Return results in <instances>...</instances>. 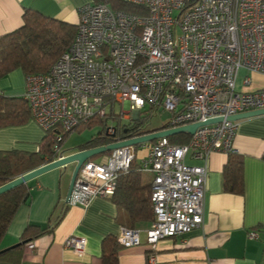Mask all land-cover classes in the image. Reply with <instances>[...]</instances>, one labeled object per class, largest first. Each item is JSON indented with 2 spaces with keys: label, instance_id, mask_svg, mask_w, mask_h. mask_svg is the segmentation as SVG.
<instances>
[{
  "label": "built area",
  "instance_id": "obj_1",
  "mask_svg": "<svg viewBox=\"0 0 264 264\" xmlns=\"http://www.w3.org/2000/svg\"><path fill=\"white\" fill-rule=\"evenodd\" d=\"M121 1L138 12L112 9L103 0L79 7L68 49L46 72L25 75L22 97L31 119L43 131L51 130L54 160L64 156L58 145L63 133L105 116L111 104L121 105L122 119L137 120L149 108L153 116L167 112L166 124L157 129L222 117L198 127L185 144L162 137L111 150L105 161L89 159L80 166L70 206L112 196L118 177L142 152L139 168L152 177L154 220L143 232L120 227L116 242L154 248L159 239L203 224L208 158L216 151L236 152L238 121L227 117L264 109V89L236 88L241 68L264 73V0ZM243 83H250L248 76ZM187 155L203 164L188 165ZM86 244L78 235L64 241L76 252L85 251Z\"/></svg>",
  "mask_w": 264,
  "mask_h": 264
},
{
  "label": "crops",
  "instance_id": "obj_2",
  "mask_svg": "<svg viewBox=\"0 0 264 264\" xmlns=\"http://www.w3.org/2000/svg\"><path fill=\"white\" fill-rule=\"evenodd\" d=\"M92 0H0V36L24 24L26 12L76 25L78 8ZM237 90L264 89V73L240 70ZM248 76L249 84H244ZM25 75L20 69L0 78V93L22 96ZM44 131L32 120L0 128V150L37 151ZM234 158L241 162L243 191L224 190L223 174L230 156L222 151L210 154L204 199L203 224L182 236L159 239L154 248L146 243L120 247L117 264H264V115L238 121L234 138ZM66 151L64 155L78 151ZM108 154L97 158L106 160ZM94 161V160H93ZM188 165L202 161L185 158ZM140 163V161H138ZM73 165L47 171L28 181L30 197L16 211L1 239L0 250L22 241L29 225L47 228L25 245L19 264H102V242L116 237L120 227L143 232L151 220L132 222L128 210L111 197H95L86 206H70L66 195ZM233 168V167H232ZM137 189L148 195L151 175L142 171ZM57 219V222L55 223ZM51 220V221H50ZM54 225V226H53ZM51 227V228H50ZM256 233V237H251ZM72 235L87 239L86 249L76 252L64 246ZM0 264H13L1 260Z\"/></svg>",
  "mask_w": 264,
  "mask_h": 264
},
{
  "label": "trees",
  "instance_id": "obj_3",
  "mask_svg": "<svg viewBox=\"0 0 264 264\" xmlns=\"http://www.w3.org/2000/svg\"><path fill=\"white\" fill-rule=\"evenodd\" d=\"M112 9L138 12V8L121 0H103ZM76 31V25L45 17L38 12H26L24 24L18 29L0 36V78L15 69H20L24 75L46 72L50 66L68 49ZM154 109L143 110L137 120L122 121L116 111V105L111 104L105 116L91 118L79 123L73 130L63 133L58 143L63 149V143L70 133L82 132L86 128L99 126V131L89 140L77 145L78 150L106 145L125 138L137 137L157 128L148 127L153 118ZM31 119L30 109L22 96H7L0 93V128L17 126ZM113 127L112 133L108 132ZM51 130L44 131V136L37 151L0 150V185L31 171L55 159L57 152L53 150L55 142ZM191 135L187 133L169 136L171 143L185 144ZM106 154H109L107 152ZM223 174L224 190L232 193H242L241 162L232 153ZM91 160H93L91 158ZM140 164L135 158L129 170L117 179V187L111 197L117 204L123 205L131 221L154 220L150 201V190L144 196L137 189L141 176ZM233 167V168H232ZM30 197L28 182L0 195V242L5 235L10 222L18 208ZM51 221V220H50ZM57 222V219L55 223ZM54 226V225H53ZM47 228L29 225L26 227L22 241L19 244L0 253V261L7 260L19 264L23 255V247L33 238L47 231ZM51 228V227H50ZM121 246L116 237L106 238L102 242L101 263L117 264V251Z\"/></svg>",
  "mask_w": 264,
  "mask_h": 264
},
{
  "label": "water",
  "instance_id": "obj_4",
  "mask_svg": "<svg viewBox=\"0 0 264 264\" xmlns=\"http://www.w3.org/2000/svg\"><path fill=\"white\" fill-rule=\"evenodd\" d=\"M260 115H264V109H256V110H251V111H247V112H242V113H237L231 116L227 117V120L230 121H240L243 119H247V118H251V117H255V116H260ZM223 119L222 117H218V118H213V119H209L206 122H198V123H192V124H188V125H183V126H179L176 128H162V129H155L153 131H150L146 134L137 136V137H132V138H126L124 140L121 141H117V142H112L106 145H101V146H97V147H93V148H87V149H83V150H78L76 152L70 153L68 155H64L62 158L60 159H56L53 161H50L46 164H43L31 171H28L14 179H12L9 182H6L2 185H0V195L10 191L24 183H27L28 181L36 178L37 176L56 169V168H60V167H67L68 165H73V172H72V176H71V181L68 187V191H67V195H66V201H68V198L71 194L72 191V187H73V182L75 180V177L77 175V172L80 168V166L87 160L91 159L93 156L99 155V154H103V153H107L110 152L111 150L117 149V148H121L127 145H138L141 143H145V142H151L155 139L158 138H162V137H169V136H173L176 134H182V133H187L189 135H193L196 131V129L202 125H207V124H212V123H217V122H221ZM26 243L25 241H20L19 243L2 249L0 250V253L5 252L7 250H10L11 248H13L16 245L19 244H24Z\"/></svg>",
  "mask_w": 264,
  "mask_h": 264
},
{
  "label": "rangeland",
  "instance_id": "obj_5",
  "mask_svg": "<svg viewBox=\"0 0 264 264\" xmlns=\"http://www.w3.org/2000/svg\"><path fill=\"white\" fill-rule=\"evenodd\" d=\"M240 70H245V69L241 68ZM240 70H239V72H240ZM239 72H238L237 78L240 75ZM116 111L118 114H120L122 121L131 120V118L130 119H122L124 113H122L121 105H118V104L116 105ZM168 116H169L168 113L163 111V110L157 111V113L153 116L151 122L149 123L148 127L150 129L161 128L163 125L166 124V122L168 120ZM99 129H100L99 126H94L93 128H86L80 133L79 132L70 133L68 138L66 139V141L63 143V149L65 148L66 151L74 149L75 146H77L78 144L89 140L93 135H95L99 131ZM138 153H139V156L137 157V161H140V157L142 156V152H138ZM103 154H106V153H103ZM103 154H99V156H101ZM99 156L98 155L93 156L92 159L94 161H97V158Z\"/></svg>",
  "mask_w": 264,
  "mask_h": 264
},
{
  "label": "flooded vegetation",
  "instance_id": "obj_6",
  "mask_svg": "<svg viewBox=\"0 0 264 264\" xmlns=\"http://www.w3.org/2000/svg\"><path fill=\"white\" fill-rule=\"evenodd\" d=\"M126 139V138H125Z\"/></svg>",
  "mask_w": 264,
  "mask_h": 264
}]
</instances>
